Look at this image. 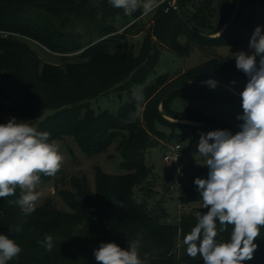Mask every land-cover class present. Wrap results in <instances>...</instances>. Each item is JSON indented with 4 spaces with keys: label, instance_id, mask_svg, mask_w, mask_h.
<instances>
[{
    "label": "trees",
    "instance_id": "1",
    "mask_svg": "<svg viewBox=\"0 0 264 264\" xmlns=\"http://www.w3.org/2000/svg\"><path fill=\"white\" fill-rule=\"evenodd\" d=\"M240 1L179 0L190 26L212 36L207 37L192 31L175 8L166 11L169 3L165 0L157 7L136 52L134 46L127 45V37L146 28L142 8L125 15L123 9L114 8L109 0H0V30L21 36H0V95L10 103L0 104V123L3 115L11 112L17 121L24 120L38 131L49 132L50 142L73 137L88 156L100 154L118 142L124 170L118 175L97 167L95 192L86 177H71L72 189L60 191L68 209L48 200L24 217L15 203L21 196L19 188L15 196L0 198V234L14 239L22 249L7 264H98L94 250L102 242H115L127 248L128 242L138 236L140 256L143 258L147 253L149 264H203L199 255L195 258L187 255L183 237L194 227L195 213L206 211L194 184L197 177L207 178L204 169L180 187L179 203L191 209L182 212L177 222L170 220L166 208L155 211L150 205L157 191L148 187L155 170L147 164L146 154L166 138L158 125L172 129L200 127L166 120L158 104L171 88L197 78L214 77L230 83L234 80L236 83L231 84L240 91L248 78L236 68L235 59L219 55L177 77L170 73L157 74V68L163 49L187 57L196 45L244 43L247 37L242 29L252 17L241 21V13L253 0H248L228 28L217 34ZM216 16L220 17L218 25L213 21ZM107 22L120 24L122 33L105 38L115 30ZM33 41L62 55L82 51L78 55L80 60L67 62L65 66L43 62L32 47ZM153 75L154 79L149 80ZM137 86L144 96L140 106L133 96L116 112L91 107L92 99L107 93L121 96ZM176 98L229 103L237 120V115L243 113L241 97L230 89L220 85L214 89L205 84L190 85L164 100L162 112L173 119L213 124L233 134L240 130L200 110L177 111L172 108ZM45 110L51 113L40 120L39 115ZM57 174L63 171L60 169ZM56 175L41 174L40 184L50 183ZM146 181L147 187L139 200L136 188ZM16 224H22L19 233L11 231ZM231 230L229 226L218 239L228 240ZM45 235L53 237L51 251L43 246ZM255 243L258 247L253 259L243 264H264V228Z\"/></svg>",
    "mask_w": 264,
    "mask_h": 264
},
{
    "label": "clouds",
    "instance_id": "2",
    "mask_svg": "<svg viewBox=\"0 0 264 264\" xmlns=\"http://www.w3.org/2000/svg\"><path fill=\"white\" fill-rule=\"evenodd\" d=\"M125 15L142 8L145 13L158 7L157 0H109ZM117 21L120 17H116ZM250 52L232 54L236 68L247 76L240 92L242 121L234 134L228 129L201 133L198 155L208 169L207 178L197 177L203 213L196 212V223L183 237L188 256L202 258L203 264H243L252 260L258 247L256 239L264 228V30L257 26L248 44ZM259 57V60H257ZM216 88L218 81L204 82ZM231 83L235 84L236 81ZM137 106L144 101L142 90L134 92ZM50 133L38 131L24 120L15 117L0 123V198L21 196L15 201L24 217L30 216L37 206L41 174L54 177L61 169L64 156L59 145L50 142ZM10 203H12L10 201ZM228 240L218 237L228 231ZM19 233L22 224L11 227ZM43 246L54 247L53 237L45 235ZM140 238L128 242L127 248L115 242L101 243L94 250L98 264H149L148 254L140 256ZM22 251L14 239L0 234V264L17 257Z\"/></svg>",
    "mask_w": 264,
    "mask_h": 264
},
{
    "label": "rangeland",
    "instance_id": "3",
    "mask_svg": "<svg viewBox=\"0 0 264 264\" xmlns=\"http://www.w3.org/2000/svg\"><path fill=\"white\" fill-rule=\"evenodd\" d=\"M217 6H220V3H218ZM241 14V21L249 16L252 17L251 20L246 23L245 28L242 29L247 37V40L244 43L238 45H218L213 47H201L196 45L193 47L190 55L187 57H181L172 50L163 49L161 52L159 66L157 68V74L170 73L171 76L177 77L185 70L191 69L203 62H206L216 55L232 58L233 53L239 51L250 52L248 44L254 29L257 26H262V30H264V2L253 0L243 8ZM153 15V13L146 15L145 18L147 25L141 33L127 37V45L129 47L134 46L136 52L138 51L144 36L149 31L148 28ZM213 21L215 25H218L220 17L216 16ZM238 22H240V20ZM107 24L108 26L114 27L115 30L107 33L105 38L116 33H122L120 24H113L111 22H107ZM14 34L17 35L12 36L17 38L21 37L18 33L14 32ZM33 42L34 43L32 44V47L36 50L43 62L65 66L67 62L73 63L80 60L78 55L82 51L62 55L50 51L35 41ZM257 60H259V57H257ZM154 77L155 75L151 76L149 80L154 79ZM220 86L230 89L224 85ZM138 90H141L140 86L133 88L131 92H126L121 96H118L115 93H107L106 95H103L97 99H92L90 104L95 110L110 109L116 112L120 105L124 101L131 99L134 96V92ZM1 103L10 104L0 95V104ZM172 108L182 112H185L189 109L200 110L205 112V114L210 117L224 120L226 123L237 129H239V125L241 124L233 116V106L226 102H208L197 101L188 98H176L173 102ZM49 113H51L50 110H45L39 115V119H43L45 115ZM9 114L12 113L10 112ZM9 114L3 115V123H7L9 121ZM140 114L141 111L138 112V115ZM181 121L188 122L186 120ZM190 123L194 122L192 121ZM158 129L161 134L166 135V138H163L160 141L158 138H155L156 141H159V145L149 149L148 153L146 154L147 164L153 166L154 170L156 171L155 176L151 177L152 179H150V185L148 186L157 191V195L152 198L150 205L155 211H161L162 208H166L169 213L170 220L177 222L182 212L191 209L190 207L185 208L180 205V187L188 183L191 177L197 175L201 169H204V171L208 174L207 167L202 166V158H200L198 155L196 156V154L198 153L200 134H206L209 131H213V129L204 126L197 128L183 126L172 129L171 127L161 124L158 125ZM54 142L59 145V150L64 156V162L61 167L63 174H57L55 179L50 183L39 184L37 186L36 191L40 192L41 195L37 201L36 207L44 205L48 200H53L57 207L61 209H68L62 195L60 194V191L63 189H72L69 183L71 177H86L90 188L95 192L97 167H100L103 171L110 174L119 175L124 173V170L121 168L122 156L117 149L118 142H115L102 153L94 156L86 155L71 136H66L64 138L55 140ZM175 142L182 143V161L178 168L172 167L163 160L164 153L167 151L169 145ZM179 170L185 173V177L178 178ZM146 184L147 181L143 184V186H138L136 188L137 198L139 200H141L144 194V190L147 187Z\"/></svg>",
    "mask_w": 264,
    "mask_h": 264
},
{
    "label": "water",
    "instance_id": "4",
    "mask_svg": "<svg viewBox=\"0 0 264 264\" xmlns=\"http://www.w3.org/2000/svg\"><path fill=\"white\" fill-rule=\"evenodd\" d=\"M248 0H241L239 2V4L236 6V8L234 9V11L232 12L231 16L229 17L227 23L225 24V26L223 27V29L221 30V32L218 34H222L227 28L228 26L232 23L233 19L235 18L236 14L241 10V8L246 4ZM174 6H175V10L179 16V18L195 33L202 35V36H207V37H212L210 35L204 34L199 30L194 29L192 26H190L189 22L187 21V19L185 18V16L182 14L181 9H180V2L179 0H175L174 2ZM209 79H214L216 81H218V84L220 85H224L228 88H230L231 90H233L235 93L240 94V90L238 88H236L234 85H232L230 82L224 80V79H220V78H214V77H201V78H197L195 80H191L182 84H179L173 88H171L169 91H167L163 97L161 98V100L159 101L158 104V109L159 112L162 114L163 118H165L166 120L172 122V123H180V124H193V125H198V126H204V127H208L211 128L213 130H217V129H221L218 126H215L213 124H208V123H203V122H194V123H190V122H183L181 120H177V119H173L171 117L166 116L165 114H163L162 112V103L164 100H166L168 97H170L172 94H174L175 92L184 89L190 85H195V84H205L204 82L206 80ZM206 85V84H205Z\"/></svg>",
    "mask_w": 264,
    "mask_h": 264
},
{
    "label": "built area",
    "instance_id": "5",
    "mask_svg": "<svg viewBox=\"0 0 264 264\" xmlns=\"http://www.w3.org/2000/svg\"><path fill=\"white\" fill-rule=\"evenodd\" d=\"M164 1L165 0L157 1L158 6L161 3H163ZM174 2H175V0H168L169 6L166 8V11H169L170 7L175 8ZM156 9H157V7L154 8L151 12H148V13H145L144 10H143V12L141 14V17H146V15L151 14V13L154 14ZM12 35H17V34H14L13 32H9V31H1L0 30V36L9 37V36H12ZM13 117L14 116L12 114H9V116H8V118H10V119L13 118ZM163 160H164L165 163L171 165L172 167L178 168L179 164L182 161V143L175 142V143H172L171 145H169L167 151L164 153ZM183 177H185V173L183 171L179 170L178 178H183Z\"/></svg>",
    "mask_w": 264,
    "mask_h": 264
},
{
    "label": "crops",
    "instance_id": "6",
    "mask_svg": "<svg viewBox=\"0 0 264 264\" xmlns=\"http://www.w3.org/2000/svg\"><path fill=\"white\" fill-rule=\"evenodd\" d=\"M186 121H188V122H192V121H190V120H186ZM156 172V171H155Z\"/></svg>",
    "mask_w": 264,
    "mask_h": 264
},
{
    "label": "bare ground",
    "instance_id": "7",
    "mask_svg": "<svg viewBox=\"0 0 264 264\" xmlns=\"http://www.w3.org/2000/svg\"><path fill=\"white\" fill-rule=\"evenodd\" d=\"M207 81V80H206Z\"/></svg>",
    "mask_w": 264,
    "mask_h": 264
}]
</instances>
